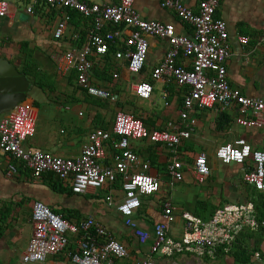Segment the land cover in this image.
<instances>
[{"label":"built area","instance_id":"1","mask_svg":"<svg viewBox=\"0 0 264 264\" xmlns=\"http://www.w3.org/2000/svg\"><path fill=\"white\" fill-rule=\"evenodd\" d=\"M23 1L26 2L28 13L33 12L35 5L44 4L49 9L75 11L92 20L93 27L80 48L73 47L54 54L52 59L61 75L73 74L76 85L94 98L116 101L117 96L92 83V57L103 58L115 46L117 50L113 53L114 59L125 62L129 73L139 74L148 54L147 38L167 40L169 48L165 58L151 70L150 79H172L177 86L186 89L179 113L185 126L180 129L168 123L165 129L150 131L141 120L129 113L117 111L110 131H91L78 157L61 158L23 146L33 136L35 124L31 107L21 103L0 119V153L20 163L35 178L44 173H52L61 181H70L74 194L100 189L104 184L111 185L121 178L123 198L116 204V211L124 218L125 225L133 229L139 244L143 245L153 237L150 255L171 257L174 254H189L213 259L218 251L225 255L229 253L243 230L256 231L264 227V219L258 220L251 202L224 205L216 209L207 220L188 212L182 213L183 234L179 240L168 236L169 226L176 220L168 202L163 204V217L155 223L151 233L140 229L133 221V215L141 207V197L156 194L160 182L158 178L147 174L149 165L140 162L129 147L130 141L144 140L150 144L163 145L170 151L172 160L167 174L173 186L184 178L183 165L176 157V149L182 140L190 137L195 126V120L190 118L191 110L216 108L224 111L236 105L243 115L264 112V99L248 98L231 88L227 81L225 62L231 55V48L227 25L216 17L220 0H200L197 12H193L180 0H161L162 8L174 11L177 17L193 28L191 36L176 34L171 24L143 19L134 8V0H102L100 3L88 0ZM10 15L11 3L0 0V18ZM69 20L66 13L57 24L53 35L55 39L62 38ZM106 26L114 29L104 30ZM238 42L246 45L248 38L239 36ZM180 54L188 61L187 64L176 63ZM132 91L139 99L148 100L153 88L149 82L141 80L132 85ZM236 123L241 127L261 125L257 120L245 116L238 118ZM106 145L113 151L112 167H105L101 163L106 157ZM214 156L223 165L244 167L243 182L264 192V149H255L244 139H236L217 147ZM16 172V166L8 164L7 173L12 175ZM192 172L198 183H203L210 175L211 168L204 154L195 158ZM105 201L108 206L114 205L110 194ZM31 222L32 235L21 257L24 264L43 262L47 257L63 251L69 242L68 234H80L77 250L69 254L73 264H115V259L129 256L126 248L92 217L76 226L36 201L32 205ZM254 259L262 263L258 252L254 253ZM136 264H153V261L148 258Z\"/></svg>","mask_w":264,"mask_h":264},{"label":"crops","instance_id":"2","mask_svg":"<svg viewBox=\"0 0 264 264\" xmlns=\"http://www.w3.org/2000/svg\"><path fill=\"white\" fill-rule=\"evenodd\" d=\"M8 1L11 3V15L0 18V58L12 63L31 85L27 93V100L23 103L31 107L35 132L23 143V146L30 150H40L61 158H76L87 141V135L95 129H101L99 127V115L102 116L103 109L93 105L90 99L83 96L84 91L76 85L74 78L72 82L68 80V77L73 74L61 75L58 72L52 56L69 50L71 42H75L79 38L78 29L83 28L81 26V28L75 27L69 22L65 26L62 38L55 39L53 35L57 24L63 20L68 11L58 8L52 10L44 4H37L33 8V12L28 13L25 1ZM88 1L100 3L102 0ZM180 1L193 12H197L200 0ZM19 3H22V8L18 6ZM160 3L161 0H134V8L143 19L171 24L176 34L191 36L193 28L177 17L174 11L162 8ZM216 17L225 21L227 25L231 55L226 60L225 67L230 87L248 98L264 99V0H220ZM44 24L46 29L42 30ZM118 28L120 27L118 26ZM113 29L112 26L104 28V30ZM76 30L77 32H75ZM90 30H88V34ZM239 36H246L248 43L246 45L239 43ZM147 41L148 54L144 68L139 74L129 73L125 62L116 61L111 54V62L120 70H126L132 75V81L129 85L124 86L119 82L118 73L112 74L113 91H107L117 96L116 101L90 97L105 104L104 106L107 108L105 122L110 123V128H112L114 114L117 111H122L131 113L133 116L137 115L138 119L141 120H147V118L153 120L156 128L149 129L145 126L150 131L165 129L168 123L184 129L185 122L180 120L179 113L183 107L186 89L177 86L172 79L160 81L150 79L151 70L165 58L169 43L165 39L155 37H148ZM31 44L37 48H46L47 59L50 61V65L43 71L36 66L37 75L43 76L44 79L43 88L36 85L37 80L22 71L24 64L34 67L35 65L30 64L29 60L38 58L36 51L28 56ZM176 63L182 65L187 64L188 61L180 54ZM46 65L47 63L43 67L45 68ZM187 68H189V64ZM141 80L152 85L153 93L148 100L139 99L132 91V85ZM128 86V92L131 96L125 99L123 98L124 90H127ZM45 89H48L47 91L51 94L58 92L65 99H50V96H46L44 93ZM158 95L164 101L165 107L173 106L176 115L170 114L169 117H163V113L162 115L159 114L160 112L157 113L155 106ZM180 99H182L181 102ZM127 100L133 102V105L126 103ZM120 103L124 106L120 107ZM74 114L79 119L73 118L72 115ZM3 116H0V119ZM243 116L257 120L261 125L258 127H241L236 123V120ZM190 118L195 120V126L190 132V137L182 140L176 149V157L183 165L184 178L173 186L170 185L167 174L168 165L172 160V154L168 149L163 145L150 144L144 140L130 141L129 144L130 149L138 156L140 162L149 165L147 174L158 178L160 182V189L156 194L141 197V207L133 215V221L140 229L151 233L155 223L163 217V204L168 202L176 215L174 222L181 223L182 226L181 232L178 231V234L177 229L171 226L173 223L170 224L168 236L175 240H179L183 234L181 214L184 212L192 214L196 208V203H205L204 200H198L192 210L185 209L183 206L180 207L181 200L177 196L178 184L184 182L189 175L187 179L192 178L195 183L204 184L210 182L214 172H217L219 182H212L211 185L214 186V189H210L208 192V196L212 195L214 200H219L212 208L217 205L251 202L247 200L246 195L251 192L252 186L245 184L242 179L244 167L223 165L215 158L214 152L220 145L231 143L236 139H244L255 149H264V112L243 115L239 108L233 105L224 111L216 110V108L191 110ZM195 146L199 147V152H193ZM105 151L106 157L101 163L105 167H112L113 151L109 145H106ZM199 154H204L207 157L212 170V175L206 177L203 183H198L192 172L194 160ZM215 159L219 164L216 163ZM10 163L15 165L17 170L12 175L7 173V166ZM47 174L44 173L35 178L29 170L23 168L13 158L0 153V219L3 215L5 217V224L0 222V228H5L4 233L0 235V264H24L21 257L32 235V205L36 201L43 203L52 212L76 226L92 217L128 251L129 256L125 259H115V264H136L148 258L153 261V264H221V261L224 264L234 263L232 257L221 251H218L217 254L220 253L219 255L225 256L216 254L213 259L206 256L195 257L189 254H174L171 257H164L159 254L150 255L153 237L151 236L145 244H139L133 229L125 225L124 218L116 211V204L123 198L121 178H118L111 185L104 184L100 189H90L84 194H74L70 190V181L60 180V185L54 184L55 188H53L52 183L45 176ZM158 193L161 194L157 196ZM186 193H188V189L182 191V194ZM108 194L113 198L114 205L112 206H108L105 201ZM222 197L231 199L233 202H220ZM258 220L263 219L258 218ZM260 228L264 227L261 226L257 230ZM79 237L80 234H68L69 242L63 251L47 257L43 262L30 264H73L69 254L77 250ZM98 241L100 242L101 239ZM253 262L259 264L254 258Z\"/></svg>","mask_w":264,"mask_h":264},{"label":"trees","instance_id":"3","mask_svg":"<svg viewBox=\"0 0 264 264\" xmlns=\"http://www.w3.org/2000/svg\"><path fill=\"white\" fill-rule=\"evenodd\" d=\"M36 6V5H35ZM67 14L70 17V20L68 21V24H73L75 27L83 28L78 29V35L79 38L75 42H71V48L77 47L80 48L83 43L85 42L88 34V30L92 29L93 22L90 18L83 17L80 13H77L75 11H68ZM81 26V27H80ZM111 29V28H108ZM77 32V30L75 31ZM26 48V45H25ZM117 50V47L112 46L109 53L106 54L103 58H97L92 57V63L93 68L91 70V80L94 84L97 86L113 91V85L114 81L112 78V74L114 72L119 74L120 69L116 67L115 64L111 62V54H113ZM30 63V61H29ZM23 72L33 77L36 81V85L38 87L43 88L45 83L43 82V76L37 75V67H31L29 64H24L22 68ZM41 76V77H40ZM74 76L71 75L68 77V80L71 82L73 81ZM83 96L87 99H90V102L103 109V114L99 115V127L104 130H110L111 128L110 123L105 122L107 117V111L105 104L101 103L100 100L97 99H91L90 96H88L85 91L83 92ZM126 99V97H123ZM182 99H180V102ZM128 104L133 105V102L127 100ZM120 107H123L124 105L122 103L119 104ZM133 116V115H132ZM135 119H138L137 115L133 116ZM141 120V119H139ZM144 126L147 128H156L155 122L153 120H150V118H147V120L143 119L141 120ZM113 123V122H112ZM20 164V163H19ZM47 178L49 179V182L52 183V187L55 188L54 184L60 185V180L54 176L52 173H48ZM71 190V188H70ZM247 200L251 201L256 209L257 215L259 219H264V192H259L255 190L253 187L251 188V192L246 195ZM221 205H217L216 207H211L208 210V205L206 203H196V208L194 209V212L192 214L202 218L203 220H207L211 217L212 213L220 208ZM222 207V206H221ZM4 215L2 216V219H0L1 224L4 223ZM6 226V225H5ZM5 228H0V235L4 233ZM258 252L260 254L262 263L264 264V228H260L256 232H249V231H243L240 233V235L237 237L235 243L233 244L231 250L229 251V254H226L227 256H230L233 258L234 263L233 264H254L253 258L254 253ZM220 254V253H219ZM218 256H225V255H219Z\"/></svg>","mask_w":264,"mask_h":264},{"label":"rangeland","instance_id":"4","mask_svg":"<svg viewBox=\"0 0 264 264\" xmlns=\"http://www.w3.org/2000/svg\"><path fill=\"white\" fill-rule=\"evenodd\" d=\"M20 8H22V3H19L18 5ZM45 28V24L42 28V30H44ZM46 29V28H45ZM33 50V51H32ZM28 56H31V54L33 52L36 51V54L38 55V58L35 60H29L30 61V64L32 65H35L37 66L39 69H42L45 70L47 66L50 65V61L47 59V50L46 48L44 47H35L33 44H31V46L29 47V50H28ZM47 65L45 66V68L43 67L44 64ZM42 66V68H41ZM42 74V73H40ZM119 82H121L122 85L126 86V85H129L130 81H132V75L129 74L126 70H120L119 71ZM47 76V75H46ZM41 77V76H40ZM127 90H124L125 92V95L123 97H130L131 95L129 94L128 92V89H129V86L128 88H126ZM48 89H45L44 90V93L46 94V96H50V99H59V100H63L65 99V97L61 96L60 93H50L49 91H47ZM156 111L157 113L161 114L163 113V117H169L170 114H174L176 115V111H174V108L173 106H170V107H165L164 106V101L161 99V97L158 95L157 98H156ZM41 109V108H40ZM127 111V110H126ZM129 112V111H128ZM131 114V113H130ZM173 115V116H174ZM73 118H76V119H79L77 117L76 114L72 115ZM40 121V119H39ZM193 152H199V147L198 146H195L194 149H193ZM216 163L219 164V162L215 159ZM212 175V170H211V173ZM188 175V174H186ZM210 175V176H211ZM190 176V175H189ZM188 176V177H189ZM188 177H186L185 181L178 184L177 186V190H178V198L181 200L180 201V207H184L185 209H188V210H192L195 203L198 201V200H204L205 203H207L208 205V210L209 208H211L213 205H215L217 202H219V200H214L212 198V195L211 196H208V192L209 190H213L214 189V186L211 185L212 182L214 183H217L219 182V176H218V173L217 172H214L213 174V179L210 180V182H205L204 184H197L193 181V179H187ZM186 189H188V193L186 194H182V191H185ZM161 193H158L157 196H159ZM220 202H228V203H231L233 202L231 199H225L222 197V199H220ZM172 227H175L177 230V233L179 234L178 231L181 232V223H178V222H174L172 225ZM221 264H224L222 261L220 262ZM210 264H213V263H210Z\"/></svg>","mask_w":264,"mask_h":264},{"label":"water","instance_id":"5","mask_svg":"<svg viewBox=\"0 0 264 264\" xmlns=\"http://www.w3.org/2000/svg\"><path fill=\"white\" fill-rule=\"evenodd\" d=\"M31 85L8 60L0 58V116L27 100Z\"/></svg>","mask_w":264,"mask_h":264}]
</instances>
